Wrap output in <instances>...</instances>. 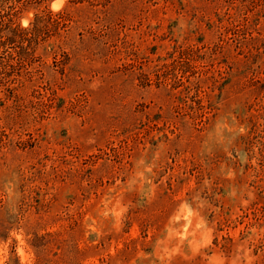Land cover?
<instances>
[{
	"label": "rangeland",
	"instance_id": "374dc122",
	"mask_svg": "<svg viewBox=\"0 0 264 264\" xmlns=\"http://www.w3.org/2000/svg\"><path fill=\"white\" fill-rule=\"evenodd\" d=\"M0 264H264V0H0Z\"/></svg>",
	"mask_w": 264,
	"mask_h": 264
},
{
	"label": "bare ground",
	"instance_id": "6f19581e",
	"mask_svg": "<svg viewBox=\"0 0 264 264\" xmlns=\"http://www.w3.org/2000/svg\"><path fill=\"white\" fill-rule=\"evenodd\" d=\"M57 3L59 4V2L57 1ZM53 4V3H52ZM56 4V3H55ZM54 5V4H53ZM60 5V4H59ZM26 258V257H25Z\"/></svg>",
	"mask_w": 264,
	"mask_h": 264
}]
</instances>
